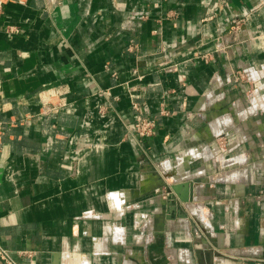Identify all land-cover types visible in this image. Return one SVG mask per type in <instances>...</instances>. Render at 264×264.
I'll return each instance as SVG.
<instances>
[{"label":"crops","instance_id":"1","mask_svg":"<svg viewBox=\"0 0 264 264\" xmlns=\"http://www.w3.org/2000/svg\"><path fill=\"white\" fill-rule=\"evenodd\" d=\"M242 67L264 75V0H6L0 245L22 264H264L263 166L242 171L264 150L216 141ZM133 100L156 120L141 140ZM179 181L193 201L169 198Z\"/></svg>","mask_w":264,"mask_h":264},{"label":"rangeland","instance_id":"2","mask_svg":"<svg viewBox=\"0 0 264 264\" xmlns=\"http://www.w3.org/2000/svg\"><path fill=\"white\" fill-rule=\"evenodd\" d=\"M241 73L242 75H239L238 73L239 78H236L237 81L242 80V86H244L242 87V94L240 96H234L233 100H242V119L235 123V127L233 128V131L229 132V136L224 134L223 136L218 137L216 141L219 146L224 147L225 149L234 146H242V149L257 148L260 150L262 148L264 150V75L262 79L253 82L248 77L246 68L242 67ZM253 106L255 107L253 108ZM238 110L240 111V109ZM251 110H253L252 113L250 112ZM236 112L237 110L235 109V114ZM248 112L249 114L247 117L245 113ZM256 120H261L262 122L258 123ZM246 157H250V159H247V162L242 164V171H244V169H249L248 173L251 174V176H254L260 169L258 163L261 162L263 166V170L261 169L263 171V178L260 184H263L262 187H264V154L262 156L258 155V158L255 159V155L253 151H251ZM155 206L154 208L152 207V209H155ZM207 220H209V217Z\"/></svg>","mask_w":264,"mask_h":264},{"label":"built area","instance_id":"3","mask_svg":"<svg viewBox=\"0 0 264 264\" xmlns=\"http://www.w3.org/2000/svg\"><path fill=\"white\" fill-rule=\"evenodd\" d=\"M6 0H0V18L4 15V7H5ZM233 26L235 25L236 30L240 29L242 26L243 18L240 17H232L231 19ZM10 32H19L20 30L12 26L8 29ZM129 49H132L131 47ZM242 75L241 71L239 75ZM239 75L237 78H239ZM61 97L63 98V93L60 92L58 89L48 88L43 92L42 101L44 103H50L52 97ZM64 100V98H63ZM62 104H65V101H62ZM133 109L135 110V121L133 123L132 128L130 129L133 135L136 137L137 140H141V138H146L152 136L154 134V130L156 127V120L150 118L146 115L145 105L140 102L139 100H133L132 102ZM8 122L0 119V135L4 132ZM259 252V250H257ZM0 257L6 262V264H22L19 263L14 257L10 254V252L4 249L0 245Z\"/></svg>","mask_w":264,"mask_h":264},{"label":"water","instance_id":"4","mask_svg":"<svg viewBox=\"0 0 264 264\" xmlns=\"http://www.w3.org/2000/svg\"><path fill=\"white\" fill-rule=\"evenodd\" d=\"M169 198L175 199L176 196L179 197L182 203L191 202L194 200V183L188 181H179L169 185ZM171 203V202H169ZM179 212L183 217H187L188 214L179 208ZM0 264H6V262L0 257Z\"/></svg>","mask_w":264,"mask_h":264},{"label":"bare ground","instance_id":"5","mask_svg":"<svg viewBox=\"0 0 264 264\" xmlns=\"http://www.w3.org/2000/svg\"><path fill=\"white\" fill-rule=\"evenodd\" d=\"M197 209V208H196ZM201 209H203V208H201ZM198 210V209H197ZM199 211V210H198ZM201 212H202V210H201ZM198 213V212H197ZM208 219V218H207Z\"/></svg>","mask_w":264,"mask_h":264}]
</instances>
